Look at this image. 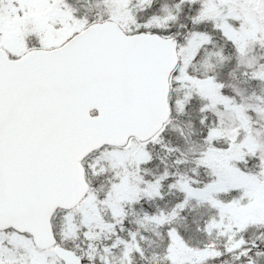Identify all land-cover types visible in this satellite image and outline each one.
Instances as JSON below:
<instances>
[{
	"label": "snow or ice",
	"instance_id": "obj_1",
	"mask_svg": "<svg viewBox=\"0 0 264 264\" xmlns=\"http://www.w3.org/2000/svg\"><path fill=\"white\" fill-rule=\"evenodd\" d=\"M0 264H264V0H0Z\"/></svg>",
	"mask_w": 264,
	"mask_h": 264
}]
</instances>
